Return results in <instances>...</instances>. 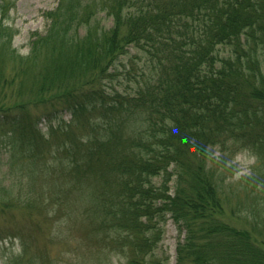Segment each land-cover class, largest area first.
<instances>
[{
    "label": "trees",
    "instance_id": "obj_1",
    "mask_svg": "<svg viewBox=\"0 0 264 264\" xmlns=\"http://www.w3.org/2000/svg\"><path fill=\"white\" fill-rule=\"evenodd\" d=\"M6 8L0 151L26 181L0 183L4 264H162L169 218L174 264H264V0H58L24 54Z\"/></svg>",
    "mask_w": 264,
    "mask_h": 264
},
{
    "label": "rangeland",
    "instance_id": "obj_2",
    "mask_svg": "<svg viewBox=\"0 0 264 264\" xmlns=\"http://www.w3.org/2000/svg\"><path fill=\"white\" fill-rule=\"evenodd\" d=\"M58 0H4V5L6 8V17L5 23L13 27L15 33L12 38V45L19 54L27 53L28 51V42L31 37V34L36 31H42L45 26V19L43 17V12L45 10L51 9L56 6ZM5 10V9H4ZM127 60L126 57H123L119 69H122ZM119 78L122 79V73L119 74ZM68 117V115H65ZM43 130L46 129L44 122L41 123ZM5 129L0 130V146L2 145V138L4 137ZM53 150L49 152L52 154ZM217 153V152H216ZM48 154V148L44 151V155ZM45 156L44 161L55 159L51 155ZM6 153L0 151V183L5 186L11 184L10 186L19 185L26 181V177L21 170L22 163L11 165L5 161ZM7 160V159H6ZM255 161V156L247 151L239 152L234 156V159L228 161V164L231 167L230 170L234 172L233 177H226V181L237 180L244 175L251 174V165ZM47 162V161H46ZM25 172V171H24ZM26 173V172H25ZM11 182V183H10ZM15 187V186H14ZM248 187H251L249 185ZM13 208V209H19ZM7 211V209H5ZM223 217L231 222V224L237 227H246L247 224L243 222L239 217V214H232L230 211L225 209ZM21 221L22 216L16 214L14 218L9 215L2 213L0 214V264H4V258L10 254H17L20 251L19 239L17 237L11 236L9 233L11 226L13 225L14 220ZM51 234V233H50ZM48 233H39V248L47 246L42 250L50 252L51 254H57L60 244L57 243V240H49ZM183 233H179L176 224L172 219H168L165 223L163 238L158 245L157 257L160 258L162 264H174L175 262V247L177 240L182 238ZM52 242V243H51ZM37 246V247H38ZM114 255V254H113ZM168 257L165 261L163 258ZM109 264H123L121 259L117 256H113L110 259ZM13 264V263H9Z\"/></svg>",
    "mask_w": 264,
    "mask_h": 264
}]
</instances>
